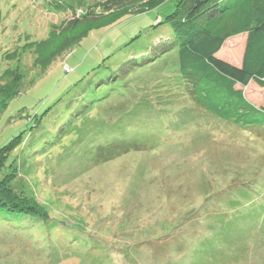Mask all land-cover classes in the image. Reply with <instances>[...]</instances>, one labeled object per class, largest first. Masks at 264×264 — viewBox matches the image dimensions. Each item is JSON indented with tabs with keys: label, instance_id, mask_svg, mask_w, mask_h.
I'll use <instances>...</instances> for the list:
<instances>
[{
	"label": "rangeland",
	"instance_id": "obj_1",
	"mask_svg": "<svg viewBox=\"0 0 264 264\" xmlns=\"http://www.w3.org/2000/svg\"><path fill=\"white\" fill-rule=\"evenodd\" d=\"M100 1L0 0V76L16 49L26 73L0 113V147L24 131L6 169L50 216L0 224V264H264V132L198 108L172 77L173 27L151 25L177 0L33 67L32 42ZM246 40L217 55L241 65ZM244 90L264 105L263 87Z\"/></svg>",
	"mask_w": 264,
	"mask_h": 264
},
{
	"label": "trees",
	"instance_id": "obj_2",
	"mask_svg": "<svg viewBox=\"0 0 264 264\" xmlns=\"http://www.w3.org/2000/svg\"><path fill=\"white\" fill-rule=\"evenodd\" d=\"M165 1L103 0L85 13L75 12L54 24L46 39L32 42L35 47L31 52L36 57L33 67L46 69L58 55L92 30L115 26L123 18L146 13ZM163 23H169L174 30L170 50L166 49L170 53L177 50L169 58L178 63L177 68L171 69L172 77L183 79L191 102L229 124L245 129L258 127L264 132V105L257 106L244 90L252 81L264 88V0H177L175 10L166 19H158L151 26ZM141 33L133 35L124 46L139 39ZM241 34H247L241 65L217 55L229 39ZM6 55L8 62L16 61L17 65L8 67L0 76V113L10 99L21 93L26 74L21 65L24 60L21 52L16 49ZM23 135L24 131L0 147V224L13 228L45 224L50 219L34 198L18 189L17 170L6 169L8 157L22 143ZM36 218L40 219L36 221ZM199 252L203 253V247ZM211 252L218 250L213 248Z\"/></svg>",
	"mask_w": 264,
	"mask_h": 264
}]
</instances>
